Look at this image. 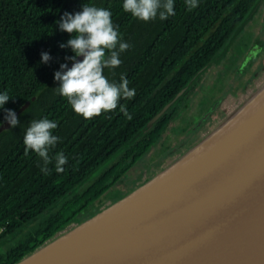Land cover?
<instances>
[{"label": "trees", "instance_id": "trees-1", "mask_svg": "<svg viewBox=\"0 0 264 264\" xmlns=\"http://www.w3.org/2000/svg\"><path fill=\"white\" fill-rule=\"evenodd\" d=\"M257 1L198 0L199 6L188 11L185 0H174V16L166 21L157 16L146 23L124 12L123 0H0V93L7 91L11 98L4 108L17 111L32 100L18 115L20 124L0 133V241L16 236L15 245L0 250L1 264H14L101 207L105 194L117 189L128 171L161 141L195 89L194 82ZM84 3L110 10L123 40L132 45L121 53L119 67L104 70L115 82L126 74L129 88H135L134 98L120 101L131 120L119 108L86 120L58 93L54 72L72 53L59 47L69 34L61 32L56 22L66 11H80ZM42 52L50 54L47 64L41 63ZM187 85L177 101L146 128ZM5 114L0 108V121ZM44 118L58 122L52 134L61 140L49 155L63 152L68 158L60 173L54 159L45 174L42 159L35 152H25L27 128L33 120ZM204 125L192 134L197 136Z\"/></svg>", "mask_w": 264, "mask_h": 264}, {"label": "water", "instance_id": "water-1", "mask_svg": "<svg viewBox=\"0 0 264 264\" xmlns=\"http://www.w3.org/2000/svg\"><path fill=\"white\" fill-rule=\"evenodd\" d=\"M31 101L16 111L17 117ZM220 103L215 101L192 131ZM10 127L5 121L0 133ZM189 142L125 195L14 264H264V81L241 106Z\"/></svg>", "mask_w": 264, "mask_h": 264}, {"label": "clouds", "instance_id": "clouds-1", "mask_svg": "<svg viewBox=\"0 0 264 264\" xmlns=\"http://www.w3.org/2000/svg\"><path fill=\"white\" fill-rule=\"evenodd\" d=\"M185 3L188 11L199 6L198 0H185ZM122 8L124 12L146 23L154 21L157 16L161 21H166L176 14L174 0H123ZM56 23L61 32L69 34V39L60 43L59 47L68 48L72 53L65 56V62L59 66L60 70L54 72L58 93L67 99L75 114L86 120L117 108L124 117L131 120L133 117L127 106L120 101L134 98L135 88H129L130 82L124 73H121L119 82L110 81L104 73L105 69L119 67L122 64L121 53L132 47L123 40L118 26L113 23L112 12L84 3L80 11L64 12ZM50 58L48 52L41 53V63L47 64ZM68 62H71V67ZM10 99L7 91L0 93V108L6 113L0 125L6 121L14 129L20 120L15 110L4 108ZM57 127L58 122L54 120H33L23 138L26 154L32 151L42 159L41 171L45 174L49 173L48 165L53 159L58 173L64 171L63 166L68 161L63 152L56 153L54 157L49 155L50 150L61 140L52 134Z\"/></svg>", "mask_w": 264, "mask_h": 264}, {"label": "rangeland", "instance_id": "rangeland-1", "mask_svg": "<svg viewBox=\"0 0 264 264\" xmlns=\"http://www.w3.org/2000/svg\"><path fill=\"white\" fill-rule=\"evenodd\" d=\"M263 43L264 0H258L252 11L234 32L232 38L228 41L221 53L212 62V64L202 72L200 78L194 82V87L196 88H193V91L197 93V91L200 90L201 92L197 95V99L200 97L202 98L201 101H196V104L201 105V107H194V100H196V96H194V93H191V97L183 102L184 106L182 108L184 109H181L180 113L177 114V116L170 122V128L166 129L167 131L163 134L160 139L161 141L154 144L149 149L147 156H145L146 158L141 160L142 162H138L128 171L127 175L124 177L123 183L117 185V189H112L105 194L103 197V199L106 197L105 202L101 205V207L110 203V200L125 195L126 192L131 190V188L140 184L148 176H152V174L157 172L160 167L167 165L179 154L184 147H182L178 152L172 154L170 144L179 141L181 134L183 133L182 127L184 123L187 124L186 127L190 125V122L194 123V113L198 112V115H196L198 117L201 111L208 108L211 101L219 100L220 98L221 103L219 104V112L217 115L213 116V120H211L212 122L210 124L211 127L209 126L206 130L199 132L198 136L192 139L188 144H194L220 120L222 121L226 118L229 112H232L245 102L249 92L251 94L260 85V83L264 81L263 54L256 57L255 64L252 66V69L254 70L262 57L259 64L260 66L262 65L261 70L256 73V78L252 80V83L247 85L245 90L242 89L243 82L237 73L238 66L240 65L239 62L245 54L247 55V53L253 49L255 45H259L258 49L261 50ZM227 92L230 93L227 94ZM186 109H188V113L184 115V111ZM182 116H184L185 119H182ZM180 145L182 146V144ZM180 145H178V147ZM163 154L166 155V158L164 159L162 156ZM23 236L25 235L19 236L18 238Z\"/></svg>", "mask_w": 264, "mask_h": 264}, {"label": "flooded vegetation", "instance_id": "flooded-vegetation-1", "mask_svg": "<svg viewBox=\"0 0 264 264\" xmlns=\"http://www.w3.org/2000/svg\"><path fill=\"white\" fill-rule=\"evenodd\" d=\"M258 43V42H257ZM256 43V44H257ZM255 45V44H254ZM258 46L259 45H255L254 47H253V49L251 50L252 51V55H251V57H250V59L247 61V63L246 64H244V62H245V59H246V57H247V55L251 52V51H249L248 53H247V55H246V57H245V55H244V57H245V59H244V57L240 60V62H239V66H238V74H239V77H240V79H242V82H243V85H242V89H246L247 88V85H249L250 83H252V80L254 79V78H256V73H258L260 70H261V67H262V65L260 66L259 64H260V61H261V59H262V57L260 58V61H259V63H258V65H257V67H255V69L253 70L252 69V66H253V64H255V59H256V57L259 55V56H261V54H263L262 56H263V61H264V43H263V45H262V48H261V50H259L258 49ZM248 50V49H247ZM259 53V54H258ZM242 66V67H241ZM252 69V70H251ZM250 76V77H249ZM250 79V80H249ZM208 83V82H207ZM196 88V87H195ZM202 91V90H201ZM194 93V96H196V100H194V107H201V105H198V104H196V101L197 100H200L201 101V97L199 98V99H197V95L199 94V93H201L200 92V90L199 91H197V93H195L194 91L192 92V94ZM228 93H230V92H227V94ZM192 94H190V96L189 97H191V95ZM227 94H225V95H227ZM189 97L187 98V99H189ZM219 100H220V98H219ZM215 101H217V100H213V101H211L209 104V106H208V108L206 109V110H204V111H201V113L199 114V116L197 117L196 115H198V112H196V113H194V123L193 122H190L189 124V126H187L186 127V125L187 124H185L184 123V125H183V133L181 134V137H180V139H179V141H177V142H173L172 144H170V149H172V151H173V148L175 147V146H177V145H180V144H182V146L184 145V144H186L187 142H189V141H191L192 139H194L195 137H197V136H194V134H192L193 133V127H195V125H196V123L198 122V120L206 113V112H208L209 110H210V108L212 107V105L215 103ZM184 106V104H181L180 105V107H179V111H178V114L180 113V111H181V109H184V108H182ZM198 108V109H199ZM188 109H186L184 112H185V114L184 115H186V113H188V111H187ZM218 112H219V107L216 109V110H214L213 112H212V114L211 115H209L208 117H207V120L204 122L205 123V125H204V127H203V129L202 130H206L209 126H210V124H211V120H213L212 118H213V116L214 115H217L218 114ZM195 117H197V118H195ZM186 118H188V117H186ZM182 119H185V117L184 116H182ZM203 123V124H204ZM171 124V123H170ZM168 128H170V125H169V127ZM201 130V131H202ZM167 131V130H166ZM165 131V132H166ZM200 131V132H201ZM191 135H193L192 136V138H189ZM187 138H189V140H186ZM184 140V141H183ZM186 140V141H185ZM159 143V142H158ZM182 146H180V147H182ZM179 147V148H180ZM178 148V149H179ZM171 151V152H172ZM174 152H172V154H173ZM146 156H147V154H146ZM163 156V159L164 158H166L165 156L166 155H162ZM146 158V157H145ZM140 162H142V161H140ZM28 230H29V228H27ZM12 239H8V240H1L0 241V250L1 251H5L6 249H7V247H8V245L9 246H11V245H15V242L14 241H16V236H14V237H11ZM1 264V263H0Z\"/></svg>", "mask_w": 264, "mask_h": 264}]
</instances>
